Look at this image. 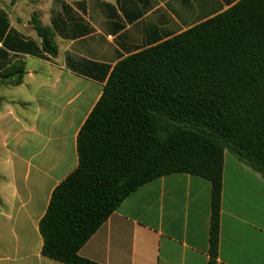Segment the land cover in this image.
Instances as JSON below:
<instances>
[{
	"label": "crops",
	"instance_id": "0c3cea01",
	"mask_svg": "<svg viewBox=\"0 0 264 264\" xmlns=\"http://www.w3.org/2000/svg\"><path fill=\"white\" fill-rule=\"evenodd\" d=\"M241 0H0V264L42 255L39 222L78 165L77 135L115 65ZM34 22L51 31L43 49ZM211 184L190 174L131 193L81 247L97 264H208ZM217 264H264V179L224 152Z\"/></svg>",
	"mask_w": 264,
	"mask_h": 264
},
{
	"label": "trees",
	"instance_id": "16d2710c",
	"mask_svg": "<svg viewBox=\"0 0 264 264\" xmlns=\"http://www.w3.org/2000/svg\"><path fill=\"white\" fill-rule=\"evenodd\" d=\"M34 28L55 55L51 31ZM76 150L77 168L39 222L44 257L97 264L78 251L125 199L185 173L211 184L208 264H217L224 152L264 179V0H241L118 62Z\"/></svg>",
	"mask_w": 264,
	"mask_h": 264
}]
</instances>
